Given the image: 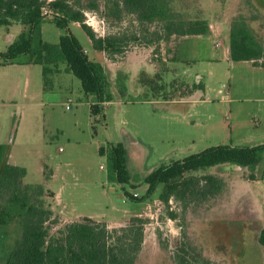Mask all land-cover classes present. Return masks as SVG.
<instances>
[{
	"label": "rangeland",
	"instance_id": "1",
	"mask_svg": "<svg viewBox=\"0 0 264 264\" xmlns=\"http://www.w3.org/2000/svg\"><path fill=\"white\" fill-rule=\"evenodd\" d=\"M91 1H96L98 8L84 9ZM70 3L83 8L86 23L97 35L126 36L123 52L112 58L122 60L130 51L147 49L155 74L140 96L124 97L121 103L113 99L93 116L90 104L94 95L85 94L73 74H57L52 69L45 80L42 66L26 63L27 55L16 56L14 64L0 57V144L6 145L9 163L25 168L24 183H40L52 194L45 197L52 211L46 223L49 232L84 217L104 222L108 229L119 228L137 216L144 220L143 240L134 264H175L173 254L183 242L210 264H264L257 242L264 221V177L260 178L264 155L257 182L247 169L234 165L198 172L216 174L224 181L221 192L204 203L160 200V188L143 202L128 203L120 185L108 180L105 156L98 152L100 146L108 147L107 143L125 142L132 179L138 181L139 165L142 172H150L210 146L264 143V67L223 57L231 22L238 26L236 39L246 38V30L248 39L264 47V0H170L168 6L177 18L204 21L215 34L207 41L190 38L176 46L179 36L156 40L157 19L144 22L135 15L122 14L118 20L106 15L113 7L109 0ZM51 20L52 15L46 13L41 37L54 44L66 30ZM67 28L91 58L85 32L76 23ZM23 29L19 23L8 29L0 26V53ZM133 36L135 40H131ZM216 39L222 41L219 48L214 47ZM174 48L182 61L180 67L167 72L162 63L172 60ZM207 49L217 63H196L189 75L184 73L193 55ZM162 57L165 62L158 60ZM58 67H65V62H59ZM194 70L203 79L196 78ZM202 80L208 90L197 96V102H163L188 95ZM59 190L62 195L55 196ZM167 210L175 211L176 218L170 219ZM18 232L16 221L0 226V264H4Z\"/></svg>",
	"mask_w": 264,
	"mask_h": 264
},
{
	"label": "trees",
	"instance_id": "2",
	"mask_svg": "<svg viewBox=\"0 0 264 264\" xmlns=\"http://www.w3.org/2000/svg\"><path fill=\"white\" fill-rule=\"evenodd\" d=\"M109 1L113 7L108 8L106 15L118 20L122 14L135 15L139 21L144 22L157 19L160 22L157 41H166L171 36L200 35L206 33L208 29L204 21H184L177 18L168 6L170 0ZM97 8L96 1H91L84 9ZM46 13L52 15L51 22L56 27L66 30L54 44L44 42L41 37V24ZM71 22L78 23L90 40L92 48L103 52L109 60L116 61L112 55L123 52V47L127 43L126 36L97 35L86 23L83 8L73 6L70 0H0V26L8 27L13 23L24 26V30L5 52L0 53V57L7 61L5 63H13L16 56L27 55L26 63L42 66L45 80L50 70L56 71L58 63L65 62L64 71L79 79L85 94L94 95L95 100L90 104V113L97 116L103 110V104L112 99L110 84L102 64L90 59L77 38L68 30L67 26ZM237 28L238 26L231 22L230 59L251 61L255 66L264 67V47L248 39L246 30L244 36L246 38L236 39ZM135 39L134 36L131 38ZM124 90L125 86L121 83L120 95L123 96ZM107 144L108 147L100 146L98 152L105 156L108 180L120 184L124 195L133 202L145 200L160 188L158 195L160 200L172 198L181 203H204L221 192L224 181L216 174L210 172L197 174L198 172L218 165L234 164L247 169L249 177L254 179L255 168L264 152V143L250 146L207 147L150 171L143 180L146 191L143 196L138 197L136 193L134 196L126 189L136 186L129 182L125 146L122 142ZM25 175L24 167L7 161L6 145L0 144V226L12 221L19 225L18 235L6 255L4 264L135 263L143 240L142 218L135 216L125 226L108 229L104 222L84 217L66 224L51 234L46 223L51 218L52 211L45 197L52 194L46 192L40 183H24ZM166 212L172 220L177 216L175 211ZM257 242L264 256V221ZM173 260L175 264H210L209 260L186 242L177 247Z\"/></svg>",
	"mask_w": 264,
	"mask_h": 264
},
{
	"label": "crops",
	"instance_id": "3",
	"mask_svg": "<svg viewBox=\"0 0 264 264\" xmlns=\"http://www.w3.org/2000/svg\"><path fill=\"white\" fill-rule=\"evenodd\" d=\"M71 23H75V22H71ZM76 24H78V23H76ZM8 27H7V29H8ZM229 28H230V26H229ZM18 35H17V37H18ZM213 35H215L214 31L209 28V29H207L206 33H204V34L179 36L177 41H176V43H175V46H176L177 42L182 41V40H186V39H190V38L205 39V41H207L210 38H212ZM14 40L11 43H13ZM88 43H89V47L91 48V51H90L91 58L90 59L96 60V61H98V62H100L102 64V66L104 67L105 73L107 75L108 82L110 84L109 89H110V93H111L112 99L110 101L105 102V104L108 103V102L109 103L112 102L113 99L117 100V102L121 103L122 99L124 97L128 99V96L134 97V95H136V94H138L140 96V93L143 92L146 89L147 85H148L147 81L151 80L152 74L153 75L155 74L154 73V65L155 64H154V62H151L148 59V53H149L148 51L149 50H147V49L146 50H140L139 49V50L130 51V52H128L126 54L124 59L116 60V61H110V60H108L105 57L103 52L94 50L92 48L90 40H89ZM221 45H222V41H220L218 39H216L214 41V47L219 48V47H221ZM82 48L84 49L86 54H89V50L88 49H86L83 46H82ZM175 49L176 48H174L173 52H172V55H173L172 60L168 61L165 64L162 63V66H164V69L168 67V71L167 72H170V69L173 70V67H180V64H181L180 61H182V59H181L180 55H177V54L175 55L174 54ZM154 56H155V54H154ZM223 57L225 59H229L232 62V60L229 57V45L227 47H224ZM158 60H160V61L162 60V61L165 62L166 58L162 57V58H159ZM216 60L217 59L214 58L212 53L210 51L208 52V49H207V51L204 52V54L193 55L192 59L190 60V65H189L190 68L188 67V68L184 69L183 72L187 73L189 75L188 71H191L194 66H195V68H197L196 67V63H199V64L200 63L201 64L205 63L208 66H212L213 64L217 63ZM184 61H186V60H184ZM244 61H246V60H244ZM233 62H236V61H233ZM249 62L252 64L251 61H249ZM10 64H14V63H10ZM61 71H63V73L65 72L64 71V67L62 69H60L58 67V69L56 70V73L60 74ZM196 71L197 70H194L195 77L196 78H200L201 77L203 79V76L201 74H199L198 72H196ZM207 72L210 73L209 68H208ZM179 74H180V71H179ZM159 75H160V77H163L161 74H159ZM120 77H121V79L123 78L121 80V83H122V85L125 86V90H124L123 96L120 95V93H119V83H120V81H118V80L120 79ZM140 77L142 78V80L140 79ZM207 90H208L207 84L205 82H203V80H202V85L200 87H196V88L192 89L191 92L188 95H185V96H182V97H178V99L177 98L176 99H171V100L163 99V102L165 104H167V105L168 104H176V103H182V104H190L191 103L192 104V103H195V102L198 101V99H197L198 97L197 96H199L201 94V92H205ZM123 145L125 146V148L127 150V167H128L129 174H130L129 182H130V184L136 186L135 188L126 187V189L129 192H131V193H136L138 197H141V196L144 195V193L146 191V185L144 184L143 180H144V178L146 177V175L149 172H147L146 170H143V172H142L141 166L139 164H137L139 166L136 168V173L138 174L139 179H137L138 181H134V179H132V175H131L132 172L130 171V168H131L130 167V164H131V162H130V153H129L130 151H129V148L126 145L125 142H123ZM134 151H135V147H134ZM6 153H7V150H6ZM263 155H264V152L262 153V155L260 157V160L258 161L257 166H256L255 171H254V179H255L256 182L260 178L264 177V163H263V167L261 169L262 171L260 172V178L258 176L259 173L257 172V169L259 167V164L261 162V159H262ZM7 161H8V153H7ZM223 165H234V164H223ZM218 166H221V165H218ZM218 166H214V167H218ZM234 166L241 167V166H238V165H234ZM211 168H213V167H211ZM241 168L245 169L244 167H241ZM111 182H113V181H111ZM114 183H116V182H114ZM116 184H118V183H116ZM118 185H120V184H118ZM120 189H122L121 185H120ZM59 195L60 196L62 195L60 190L55 193V196H59ZM143 201H140V202H143ZM127 202L129 203L131 201L127 200ZM132 203H138V202H133L132 201ZM63 207H64V205H63Z\"/></svg>",
	"mask_w": 264,
	"mask_h": 264
},
{
	"label": "built area",
	"instance_id": "4",
	"mask_svg": "<svg viewBox=\"0 0 264 264\" xmlns=\"http://www.w3.org/2000/svg\"><path fill=\"white\" fill-rule=\"evenodd\" d=\"M67 108H68V106H66ZM100 168H103V166L102 165H100ZM133 195L135 196L136 194L135 193H133Z\"/></svg>",
	"mask_w": 264,
	"mask_h": 264
}]
</instances>
